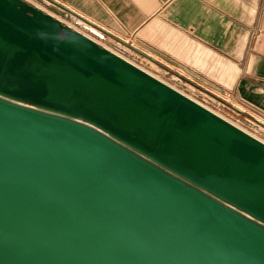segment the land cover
Here are the masks:
<instances>
[{"label": "water", "instance_id": "obj_1", "mask_svg": "<svg viewBox=\"0 0 264 264\" xmlns=\"http://www.w3.org/2000/svg\"><path fill=\"white\" fill-rule=\"evenodd\" d=\"M0 264H264V142L0 0Z\"/></svg>", "mask_w": 264, "mask_h": 264}, {"label": "crops", "instance_id": "obj_2", "mask_svg": "<svg viewBox=\"0 0 264 264\" xmlns=\"http://www.w3.org/2000/svg\"><path fill=\"white\" fill-rule=\"evenodd\" d=\"M52 1L199 90L264 114V0Z\"/></svg>", "mask_w": 264, "mask_h": 264}, {"label": "rangeland", "instance_id": "obj_3", "mask_svg": "<svg viewBox=\"0 0 264 264\" xmlns=\"http://www.w3.org/2000/svg\"><path fill=\"white\" fill-rule=\"evenodd\" d=\"M27 1L34 4L35 6H37L36 5L37 3L40 6L37 7L45 12H48L50 14L51 12L55 13V15L60 17V20L63 23L68 24L73 28L79 29L81 32L88 34L103 46L115 51L118 54H121L126 59L132 61L138 66L143 67L148 71L150 70V72L158 75L165 81L167 80L166 81L167 83L173 84L176 87L180 88L181 90L185 91L186 93L191 94L196 100L211 107L213 111L216 110L224 118L236 124L238 123L241 127L246 129L250 133L264 140V114L251 109L246 104L232 97L226 96L229 102L225 103L217 99L213 95L203 92L198 88L194 87L193 85L186 83L181 77L177 76L172 71H168L167 68L160 65L159 62L154 61L148 57H145L139 54L138 52L134 51L132 48L120 44L112 40L111 38L109 39L106 35L103 36L102 34L97 35L89 31L87 27L84 26L85 22L83 23L80 20L76 19L71 15L70 12H68L66 9L62 8L59 4L53 2L52 0H27ZM60 9H62L63 11H59ZM235 107L240 108L242 112L237 111Z\"/></svg>", "mask_w": 264, "mask_h": 264}, {"label": "bare ground", "instance_id": "obj_4", "mask_svg": "<svg viewBox=\"0 0 264 264\" xmlns=\"http://www.w3.org/2000/svg\"><path fill=\"white\" fill-rule=\"evenodd\" d=\"M36 5L37 6H39L37 3H36ZM40 7V6H39ZM51 14L54 16L55 15V13H53V12H51ZM56 16V18H59L60 19V17H58L57 15H55ZM54 16V17H55ZM77 30H79V29H77ZM80 31V30H79ZM81 32V31H80ZM82 33H84V32H82ZM84 34H86V33H84ZM88 35V34H87ZM89 36V35H88ZM91 37V36H90ZM92 38V37H91ZM121 55V54H120ZM137 65V64H136ZM142 69H144L143 67H141ZM144 70H146V69H144ZM147 72H149L150 74H152V75H154L155 77H157V78H159L160 80H162V81H164V82H166L164 79H162L161 77H159L158 75H156V74H154V73H152V72H150V70L148 71V70H146ZM167 83V82H166ZM170 86H172V87H174V88H176L177 90H179L180 92H182V93H184V94H186L187 96H189V97H191V98H193V99H195L191 94H188V93H186L185 91H183V90H181L180 88H178V87H176L175 85H173V84H170V83H168ZM196 100V99H195ZM198 101V100H197ZM198 102H200V101H198ZM200 103H202V102H200ZM204 106H206V107H208L209 109H211V110H213L211 107H209V106H207L206 104H204V103H202ZM214 112H217L216 110H214ZM217 113H219V112H217ZM219 115H220V113H219ZM230 121V120H229ZM234 123V122H233ZM235 125H237V126H239L240 128H242V129H244L243 127H241L238 123L236 124V123H234ZM262 127V126H261ZM245 131H247L246 129H244ZM247 132H249V131H247ZM250 133V132H249ZM250 134H252V133H250ZM253 136H255L256 138H258V139H260V140H262L263 142H264V140L263 139H261L260 137H258V136H256V135H254V134H252Z\"/></svg>", "mask_w": 264, "mask_h": 264}, {"label": "built area", "instance_id": "obj_5", "mask_svg": "<svg viewBox=\"0 0 264 264\" xmlns=\"http://www.w3.org/2000/svg\"><path fill=\"white\" fill-rule=\"evenodd\" d=\"M236 109H237V111H240V112H242V110L240 109V108H237V107H235Z\"/></svg>", "mask_w": 264, "mask_h": 264}]
</instances>
